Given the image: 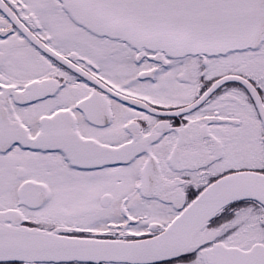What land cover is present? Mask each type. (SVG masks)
Masks as SVG:
<instances>
[{
    "label": "snow or ice",
    "instance_id": "1",
    "mask_svg": "<svg viewBox=\"0 0 264 264\" xmlns=\"http://www.w3.org/2000/svg\"><path fill=\"white\" fill-rule=\"evenodd\" d=\"M0 264H264V0H0Z\"/></svg>",
    "mask_w": 264,
    "mask_h": 264
}]
</instances>
